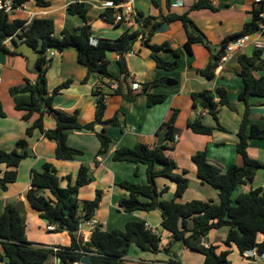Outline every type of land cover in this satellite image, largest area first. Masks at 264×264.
Returning <instances> with one entry per match:
<instances>
[{
    "label": "trees",
    "instance_id": "obj_1",
    "mask_svg": "<svg viewBox=\"0 0 264 264\" xmlns=\"http://www.w3.org/2000/svg\"><path fill=\"white\" fill-rule=\"evenodd\" d=\"M5 1V0H4ZM29 0H14V7L24 6ZM120 3L123 0H111ZM170 2L172 0H169ZM41 6H49L48 0H37ZM211 8L217 10L212 0H197L189 11L183 14H170L166 20L183 21L188 40L186 48L194 53L196 44L209 45V37L206 32L198 26L190 16L191 11ZM91 6L87 2H73L69 5L71 14L80 15L84 24L78 30L64 29L63 35L56 34L55 20L47 17H37L28 23V19L10 17L9 12L0 10V49L10 51L7 40L13 37L18 42H28L33 45L39 53L37 65L34 68L38 72V78L33 82L26 78L24 85L11 87V94L15 99L16 108L24 112L23 118L30 120L35 114H39L33 126L29 127L28 133L33 134L37 128L45 135L57 142V157L60 159H76L83 155L84 151L69 143V131L72 129H89L97 131V125H125L122 111H118L112 118L106 119L108 103L104 98H98L96 120L83 123L81 111H69L56 108L55 97L71 84L68 80L60 84L54 92L49 90L48 70L51 59L49 53L52 50L64 51L68 47H77L79 50V61L89 69L92 74L102 78L110 77L120 80L125 76V82L116 91L129 100H134L140 94L148 95L150 107L167 101V93H156L154 88L159 86H174L179 80L174 77H161L140 84L135 89L129 81L126 56L134 50L136 42L142 38L152 51L159 67L169 70L176 69L181 65L179 49L174 48L169 41L158 44L151 42L150 35L155 32L142 29L126 31L117 39L102 38L98 42L93 40V29L89 21ZM264 0L260 7H254L253 20L247 22L241 31L226 36L221 42L220 49L207 68L201 72L214 77L221 60L231 44L238 39L258 33L264 23ZM103 16L111 22H116L115 8L109 7ZM137 18L144 20L147 24L152 18H144L139 13ZM149 34V36H146ZM115 52L121 55L119 60L122 68L121 75L115 76L111 70L109 54ZM15 53H19L15 51ZM23 54V53H21ZM171 57H174L172 60ZM241 64L240 75L245 82V88L240 98L247 103V109L239 130L240 140L238 152L243 156L242 165L232 164L226 171L211 162L207 150H200L193 156L197 166L198 177L204 182L220 191V202L214 200L194 199L181 202L191 185V179L187 170L178 172V162L172 154L171 143L177 138V121L180 109L176 108L170 118L160 127L158 134L166 131V142L164 145L153 146L146 142H140L136 146H121L114 153L116 161H131L145 163L148 165V183H136L123 181L121 186L130 191L129 196L120 200V205L127 212L152 211L162 209L164 220L162 222L163 232H155L147 228V221L132 220L127 223L125 229L115 228L109 230L100 223L94 229L89 241L80 238L79 230L84 220L93 219L102 202V191L99 190L97 197L93 200L82 202L76 195L80 189L93 182L94 175L89 164H82L76 183L69 186L61 185V177L57 166L52 162H46L43 169L33 168L32 186L28 191V200L40 216L50 224H57L56 232L68 230L72 235L73 242L70 246L38 244L29 240L27 225L21 211L14 204H9L3 213H0V262L9 259L10 264H45L52 255H57L62 264H76L84 256H90L91 264H132L128 261L133 244H137L145 251L171 252L174 243H182L205 255L204 264H230V255L234 244L237 245L242 254L254 248L264 253V188L259 187L246 192H241L236 198L235 191L244 183L255 180L259 170L264 169V162L250 154V140L264 139V127L253 123L251 120L252 96L264 97V49L256 48L253 54L242 53L239 55ZM98 94V90L96 89ZM195 108L203 106L219 120L221 106L232 107L228 90L220 87L217 94L212 90H203L193 93ZM220 97V99L217 98ZM0 115L7 116V111L0 102ZM47 115L53 116L56 121L55 127L46 128L45 119ZM189 126L199 134L211 135L215 126L208 125L202 117L189 121ZM223 128V127H222ZM225 129V128H224ZM101 146L98 154L108 156L115 146L113 137L106 129L98 131ZM19 145L25 149L24 152L14 149L8 151L0 149V187L7 190L11 183L16 182L19 176L18 167L22 161L29 156L26 138L19 141ZM2 165H6L3 170ZM168 178L177 183L178 187L173 199H164L170 186L162 189L157 183L158 178ZM69 178H72L69 176ZM52 195H49L47 191ZM145 197L146 199H142ZM229 229L225 241L226 248L220 250L219 246L205 244L198 241L204 238L213 229ZM166 238L172 240L165 242ZM55 246L60 247L59 250ZM156 264V263H154ZM170 264H185L180 260L172 258Z\"/></svg>",
    "mask_w": 264,
    "mask_h": 264
},
{
    "label": "crops",
    "instance_id": "obj_2",
    "mask_svg": "<svg viewBox=\"0 0 264 264\" xmlns=\"http://www.w3.org/2000/svg\"><path fill=\"white\" fill-rule=\"evenodd\" d=\"M3 0H0V5ZM49 6H41L37 0H29L22 8L10 11V17L28 19L32 22L37 17L53 18L55 20L56 34L63 35L64 29L78 30L84 19L80 15L71 14L68 10L73 2H87L90 4L89 21L93 29V40L98 42L102 38L117 39L126 31L142 29L155 32L150 35L151 42L164 43L169 41L174 48L181 52V65L176 69H166L159 67L152 51L142 38L136 42L135 53L126 56L128 70L130 72L129 81L142 84L161 77H174L179 80L174 86H159L153 89L156 93H167V101L154 105L148 104V95L140 94L134 100H129L113 91L111 83L114 78H102L92 74L88 78L89 69L79 61V50L77 47H68L64 51L54 50L48 70L49 90L54 92L60 84L71 80V84L64 88L55 97L56 108L81 111L83 123L96 120L98 94L96 89L104 87L109 92L107 99L108 108L105 118H112L118 111H122L125 125H97V131L89 129H72L69 131V143L84 151L83 155L76 159H60L57 157V142L49 139L45 133L37 128L33 134L28 133L29 127L33 126L39 114H35L30 120L23 118L24 112L16 108L15 99L10 90L13 86L24 85L26 78L35 82L38 72L30 63L29 57L23 52L17 51L12 41L8 43L10 51L0 49V102L5 106L7 116L0 115V149L12 151L18 149L24 152L25 149L19 145V141L26 138L29 142L28 152L21 165L18 167L19 176L16 182L10 184L5 190L0 187V213L6 210L9 204H14L19 208L27 225V235L30 241L46 245L70 246L73 242L72 235L68 230L45 233L42 224L49 225L47 220L40 216L34 209L27 196L32 186V170L43 169L46 162L54 163L58 168L61 177V185L69 186L76 183L82 164H89L92 167L94 180L92 183L83 186L76 198L82 202L93 200L97 197L98 191H102V202L97 211L96 218L100 223L109 224V230L118 226L125 227L132 220H145L157 227L159 232H163L162 222L164 220L162 209L152 211L127 212L120 205V200L124 196H129L130 191L121 186L123 181H133L136 183H148V165L131 161H116L115 151L124 145L136 146L140 142H146L153 146L158 145L160 134L158 131L163 123L168 120L173 111L180 109L177 121V138L171 143L172 154L178 162V172L187 170V175L191 179V185L184 196L178 200L187 202L194 199L214 200L220 202V191L212 190L210 184L204 183L197 174V166L193 156L200 150H207L211 162L220 166L226 171L232 164L242 165L243 156L238 152V142L240 140L239 130L247 109L246 101L240 98L241 92L245 88V82L240 75L241 64L239 55L242 53L253 54L256 48H261L257 40L264 41V33H255L246 37V44L229 61L222 62L216 70L214 77L204 75L201 70L208 67L215 59L216 53L220 49L223 39L233 33L241 31L247 22L253 20L254 7H260L256 0H212L218 7L217 10L202 8L193 10L190 16L202 28L209 37V45L196 44L194 53H190L186 48L188 40L187 29L181 20L167 21L170 14H183L189 11L197 0H187L185 6H180L177 0H136L137 15L127 18L122 22H111L103 16V13L110 7L111 0H48ZM1 10V7H0ZM142 13L144 18L153 17L150 23L137 18ZM154 21V24L152 22ZM146 36H149L147 34ZM18 52V51H17ZM52 51H50L49 55ZM23 53V54H21ZM111 60L110 70L115 75H121L122 68L119 60L120 55L112 52L109 54ZM173 60L174 57H171ZM121 75L120 86L125 82ZM220 87L228 90L232 107L223 105L219 111V120L214 115L206 111L203 106L195 108L193 93L203 90H212L217 94ZM220 99L219 96H217ZM252 110L251 120L253 123L264 127V97H251ZM197 117H202L208 125L215 126L213 134L205 135L196 133L190 126L189 121ZM46 128L55 127L56 121L51 115L45 119ZM223 127V128H222ZM225 128V129H224ZM106 129L114 141L115 146L108 156L98 154L101 141L98 131ZM250 154L264 162V139L250 140ZM103 157V161L99 160ZM3 170L7 167L2 165ZM71 176L72 178H69ZM157 183L162 189L170 186V189L162 197L170 199V194H175L177 183L168 178H158ZM264 188V169L259 170L254 181L244 183L235 191L236 198L241 192L251 189ZM213 189H215L213 187ZM47 193L52 195L48 190ZM142 199H146L142 197ZM85 221V220H84ZM83 221V222H84ZM29 222L36 223L39 234H28ZM47 225V230L48 229ZM81 227V226H80ZM119 228V227H118ZM124 228V229H125ZM122 229V228H121ZM220 229H213L210 234L202 238L206 246L216 245L220 250L226 248L225 241L229 229L223 234H219ZM52 232V231H49ZM79 230V236L81 235ZM91 238V234H89ZM81 238V236H80ZM89 238V239H90ZM172 240L166 238L165 242ZM133 244L128 255V261L132 264H170L172 258L180 260L186 264H204L205 255L182 243H174L171 252H153L141 250ZM179 246V249L177 247ZM139 254L132 257L131 251ZM236 253L238 249L237 264H264V259L249 258L242 254L236 244L232 247ZM0 251L4 252L1 247ZM241 253V254H240ZM242 255V260L239 257ZM90 256H84L78 264H91ZM0 264H10L9 259L1 261ZM45 264H62L57 255H52Z\"/></svg>",
    "mask_w": 264,
    "mask_h": 264
},
{
    "label": "built area",
    "instance_id": "obj_3",
    "mask_svg": "<svg viewBox=\"0 0 264 264\" xmlns=\"http://www.w3.org/2000/svg\"><path fill=\"white\" fill-rule=\"evenodd\" d=\"M186 1L187 0H177V3L180 6H185L186 5ZM258 3L262 2L263 0H256ZM110 7L115 8V17H116V22H122L124 20H126L127 18H132L134 16L137 15L136 12V0H123L120 3H115L114 1L109 3ZM1 9H4L6 12H10V11H16L20 8H22L23 6L20 7H14V0H3L1 5H0ZM262 15H264V12L262 13ZM28 23H30V21H28ZM260 34L264 33V23L262 25L261 30L258 32ZM247 37V36H246ZM246 37L240 38L238 39L236 42H234L233 44H231L229 46V48L226 51V54L224 55V57L222 58V62H227L229 61L235 54H237V50H239L240 48H242L243 46H245L246 44ZM13 40V37L7 40V43L11 42ZM257 44L264 49V41L258 39L257 40ZM54 50H52L51 54L49 55V59L51 58V56H53L54 54ZM130 53H135V50H132ZM121 58V55H120ZM125 78V76L123 77ZM133 87L135 89H138L141 87L140 83L134 81L133 83ZM120 87V80H113L111 83V89L113 91H117ZM98 98H104L105 101H107L108 97H109V92H107L106 89H104V87H98ZM99 160L103 161V157L99 156ZM99 224V220L95 217L93 219H88L85 220L84 222H82L81 227H80V231H81V238H83L86 241H89L90 239V235H92L94 229L98 226ZM147 228L155 231V232H159L158 228L153 226V224L147 222L146 224ZM48 229L49 231H56L58 229V225L57 224H49L48 225ZM56 250H59L60 247L55 246ZM245 255L249 258H255V259H264V253H261L258 248H254V249H250L248 251L245 252ZM76 264H78V262H76ZM186 264V263H185Z\"/></svg>",
    "mask_w": 264,
    "mask_h": 264
},
{
    "label": "water",
    "instance_id": "obj_4",
    "mask_svg": "<svg viewBox=\"0 0 264 264\" xmlns=\"http://www.w3.org/2000/svg\"><path fill=\"white\" fill-rule=\"evenodd\" d=\"M154 21L152 22V24H154ZM12 44L15 46V49L18 52H23L24 54H26L29 59H30V63L33 67H36L37 65V61L39 58V53L37 52L36 48L29 44L28 42H18L16 40H12ZM166 142V131H162L160 136H159V140H158V145H164ZM199 242H202V238L198 239Z\"/></svg>",
    "mask_w": 264,
    "mask_h": 264
},
{
    "label": "rangeland",
    "instance_id": "obj_5",
    "mask_svg": "<svg viewBox=\"0 0 264 264\" xmlns=\"http://www.w3.org/2000/svg\"><path fill=\"white\" fill-rule=\"evenodd\" d=\"M211 188H212V190H216V189H213V187L211 186V185H209ZM175 197V194L173 193V194H170L169 195V198L170 199H173ZM112 224H114V225H116L115 227L116 228H122V229H124L125 227H121V226H118L119 224H118V222H115V223H113L112 222ZM47 222L46 223H44V224H42V227H44L45 228V233H50V234H55V233H53V232H56V231H52V232H49L48 230H47ZM106 227L107 228H110L109 227V224H107L106 223ZM28 230H29V232H28V234H39V228L37 227V225H36V223H34V222H29V226H28ZM227 230V227H224V228H221L220 230H219V234H223V232H225ZM177 243H179V242H177ZM134 248H139L138 246L137 247H133V249ZM133 249H132V251H131V254H132V257H136V255H139V254H137V253H135V251H133ZM177 249H179V246L177 247ZM142 250V249H141ZM238 249H236V253H234L233 251H232V253H231V255H230V261H231V263L230 264H237V259H235V258H237V256H238ZM201 253V252H200ZM202 254V253H201ZM241 254V253H240ZM239 260L241 261L242 260V255H241V257H239Z\"/></svg>",
    "mask_w": 264,
    "mask_h": 264
}]
</instances>
